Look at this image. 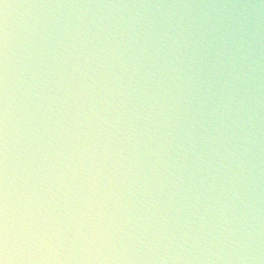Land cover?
I'll return each mask as SVG.
<instances>
[{"label": "clouds", "instance_id": "obj_1", "mask_svg": "<svg viewBox=\"0 0 264 264\" xmlns=\"http://www.w3.org/2000/svg\"><path fill=\"white\" fill-rule=\"evenodd\" d=\"M0 264H264V0H0Z\"/></svg>", "mask_w": 264, "mask_h": 264}]
</instances>
